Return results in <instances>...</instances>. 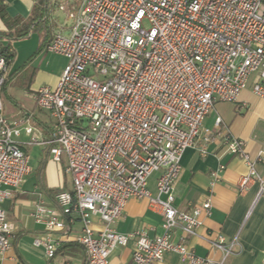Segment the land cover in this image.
<instances>
[{"label":"built area","instance_id":"obj_1","mask_svg":"<svg viewBox=\"0 0 264 264\" xmlns=\"http://www.w3.org/2000/svg\"><path fill=\"white\" fill-rule=\"evenodd\" d=\"M264 0H49L70 24L56 25L45 49L66 58L54 86L39 85L31 94L40 110L53 119L50 138L23 127L26 144L46 146L52 160L65 157L71 192L54 195L56 207L41 199L31 216L45 227L32 245L53 258V233L66 228L73 215L81 222L77 242L85 264H111L110 254L135 236L132 264H158L165 254L180 264H227L236 240L218 235L212 246L222 257L197 255L186 243L197 235L207 199L179 210L174 205L180 158L188 147L206 154L212 132L203 120L216 102H236L250 87L264 100ZM49 11V9L47 10ZM54 24V25H53ZM0 53V93L9 69ZM0 99V257L11 248L14 224L1 207L30 172V158L16 139L23 119L1 114ZM214 126L222 127L216 117ZM224 129L226 151L239 156L247 172L239 190L257 183L264 200V175L256 166L264 152L250 158L242 139ZM200 138L204 142L198 146ZM224 165L211 172L209 189L219 181ZM157 174L155 193L148 179ZM145 198L162 216V234L144 230L123 234L113 228L129 199ZM102 223L95 230L92 217Z\"/></svg>","mask_w":264,"mask_h":264},{"label":"crops","instance_id":"obj_2","mask_svg":"<svg viewBox=\"0 0 264 264\" xmlns=\"http://www.w3.org/2000/svg\"><path fill=\"white\" fill-rule=\"evenodd\" d=\"M35 1L0 0V7L11 19L17 16L26 18ZM49 12L50 7L46 9L45 5L46 19L52 26ZM9 31V26L0 17V38L5 37ZM37 32L40 36L37 48L39 51L43 49V45L41 47L40 45L46 38L42 31L37 30ZM30 35L32 37V33ZM53 55L60 57L56 65H52L53 58L47 57L39 67L34 66L33 61L40 57L37 55L20 67L13 66V58L8 69L7 75L15 72L9 80L15 85L16 77L21 71L32 68L34 72L29 88L24 90L26 93L24 104L12 100L15 106L6 116L10 120H24L19 125L20 135L16 139L29 154L31 170L19 188L13 190L12 196L1 204L8 220L14 224L15 230L11 236V248L0 257V264H85V252L77 242L82 227L77 215L72 216L63 231L53 233L52 236L57 241V251L53 258H47L42 248L32 245L34 237L45 234L44 225L35 222L31 216L35 204L41 199L47 206L56 207L55 193L58 190L71 192L72 188L71 183L69 187L66 184L65 167L60 173L57 162L52 160L46 146L36 143L26 144L29 136L23 130L24 126L29 125L35 129L40 138L46 139L51 136L53 119L46 111L37 108L31 94L39 85L54 86L58 81L66 64V58L60 54L54 53L52 57ZM225 107L231 108V113L225 112L223 110ZM210 112L213 119L207 122ZM210 112L203 120V127L205 130L209 129L213 135V139L206 143V154L201 155L193 146L186 148L180 158V174L175 184L174 205L179 210H188L191 206L207 199L211 204L209 215L201 217L202 225L198 228L197 235L188 237L186 243L197 255L218 260L222 257V251L212 246L211 242L218 235H222L227 242L236 240L232 248L233 253L226 258L227 264H264V200L257 198V183H253L246 191L239 190L238 178L247 172V166L239 156L226 151L223 138L225 133L223 126H225L233 137L244 140L250 158H255L259 151L264 152V145L253 135L258 119L264 116V100L253 94L248 86L240 92L236 102H216ZM217 116L222 120L220 129L214 126ZM201 142H204L203 138H200L198 146ZM219 165H224L225 169L220 173L219 181L210 190L211 172ZM256 169L264 175V161L258 163ZM152 175L153 183L151 185L148 183V188L155 193L154 182L157 174ZM148 203L145 198L129 199L122 216L113 224V228L123 234H134L140 230H144L149 236L162 234V216L152 210ZM92 220L94 229L100 230L102 227L100 219L93 216ZM135 239L133 236L128 245L117 247L109 256L110 263L132 264L131 256ZM158 264H180V262L177 255L167 253Z\"/></svg>","mask_w":264,"mask_h":264},{"label":"rangeland","instance_id":"obj_3","mask_svg":"<svg viewBox=\"0 0 264 264\" xmlns=\"http://www.w3.org/2000/svg\"><path fill=\"white\" fill-rule=\"evenodd\" d=\"M58 1H64V0H58ZM264 9V5H262L260 7V10L262 11ZM50 14V13H49ZM51 22H53V20H56V25H61V24H66L67 26L70 24V19H68L64 12L58 10L57 8H53V13L49 15ZM54 25V24H53ZM39 39L40 36L38 35V32H33L32 33V37L31 35L28 37H24V38H6V37H2L0 38V46H7L10 48V50H12L13 53V66L17 67V66H22L24 62L29 61V59H31V57H36L37 55L40 56L38 57L37 60H35V62L33 61V65L34 66H40L41 63L47 59L53 58L52 59V65H56L59 60L60 57H58V55H53L54 57H52V54H54L53 52L49 53L45 48H43L42 50L38 51V45H39ZM33 58V59H34ZM7 77V76H6ZM25 88L19 86V85H15L13 84V82H7L6 83V92L4 90L1 91L0 93V99H1V114L3 116H7V113L12 110V108H14L15 104L13 103V101H18L21 104L23 103L24 100V96H25ZM13 100V101H12ZM225 112L231 113V108L229 107H225L223 109ZM243 113V112H241ZM213 116L211 115V112L208 114L207 117V122L209 120H212ZM212 122V121H211ZM210 124H213L211 123ZM205 123V122H204ZM209 124V125H210ZM253 135L255 136L256 140L259 141L262 145H264V116H261L255 126V129L253 130ZM58 170L60 171V173L62 172L63 168L65 167L66 164V160L65 157H62L61 162H57L56 163ZM65 180H66V184L69 187L70 183H71V176L69 174H67V172L64 175ZM153 178L154 176L152 175L149 179H148V183L149 185H151L153 183Z\"/></svg>","mask_w":264,"mask_h":264},{"label":"trees","instance_id":"obj_4","mask_svg":"<svg viewBox=\"0 0 264 264\" xmlns=\"http://www.w3.org/2000/svg\"><path fill=\"white\" fill-rule=\"evenodd\" d=\"M49 0H36L33 4L29 15L26 18L17 16L15 18H9L5 10L0 7V17L9 26L10 31L5 34L6 38H24L28 37L31 33L42 31L45 36V41L41 43L40 47L43 45L45 48L51 36V24L47 22L45 14V5ZM39 47V48H40ZM0 53H5L8 58L9 65L13 60V53L7 46H0ZM14 73L7 75L6 80L2 84V90L5 91L6 83L14 76ZM34 72L32 68H27L16 77L15 83L25 89L29 88V83ZM60 191V190H58Z\"/></svg>","mask_w":264,"mask_h":264}]
</instances>
